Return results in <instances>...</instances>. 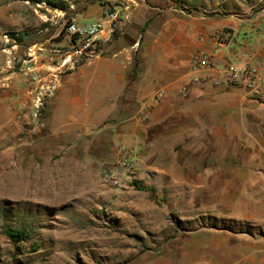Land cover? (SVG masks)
<instances>
[{"label": "rangeland", "instance_id": "1", "mask_svg": "<svg viewBox=\"0 0 264 264\" xmlns=\"http://www.w3.org/2000/svg\"><path fill=\"white\" fill-rule=\"evenodd\" d=\"M70 1L76 9L91 4L90 0ZM262 7L260 4L256 12ZM56 10L46 3L0 0V93L9 94L14 101L4 106L11 116L5 111L0 116V264H220L209 257L201 259L198 243L190 242V237L205 229L243 232L247 237L264 235L256 221L222 219L221 215H230L208 200L212 191H206L207 198L197 195L199 190L179 196L168 180L155 181L151 164L165 169L184 166L175 165V158L170 156L173 150H166L161 158H146L143 163L135 149L119 148L118 158L100 172V188L73 171V165L61 164L60 156L51 158L49 145L53 141L45 139L42 121L62 76L83 62L75 59L66 67L58 66L61 54L56 51H70L61 45L66 26L79 21L60 19ZM113 10L109 8L105 15ZM79 18L83 22L98 20ZM8 23L12 25L3 28ZM243 23L255 25L253 37H257L261 52L250 49L229 63L244 62L248 54L261 56L264 52L263 24L256 25L257 18ZM57 31L60 35L54 37ZM230 31L219 30L210 37L226 36L227 44L233 37ZM47 39L49 43H45ZM250 64L258 66L254 61ZM258 69L254 87L242 82L236 91L238 100L218 102L221 116L205 112L186 118L184 124L183 117H173L163 137L165 142L181 145L176 153L198 141L203 145L215 143L216 149L207 150V165L215 158L223 166L240 168L247 158L251 165L255 160L254 171L264 172V62ZM157 93L154 101L166 98L167 91L161 99ZM230 106L238 107L230 110ZM192 158L202 161L199 156ZM123 162L131 168L121 169V179L115 184L106 171L121 167ZM197 183L190 182L192 187ZM5 225L25 228L29 240L12 242L3 231ZM226 246L229 243L224 242ZM236 249L242 245L237 244Z\"/></svg>", "mask_w": 264, "mask_h": 264}, {"label": "crops", "instance_id": "2", "mask_svg": "<svg viewBox=\"0 0 264 264\" xmlns=\"http://www.w3.org/2000/svg\"><path fill=\"white\" fill-rule=\"evenodd\" d=\"M63 1L70 5L67 11L56 10V17L63 20L83 22L79 16L101 19L109 8L120 5L130 7V20L124 35L108 43L101 56L83 61L62 76L41 125L45 139L55 144L49 145L51 158L60 156L61 164L73 165V171L100 188V172L118 158L119 148L135 149L143 163L173 150L170 156L175 165L184 166L165 169L151 164L155 181L168 180L179 196L199 190L197 195L207 198L206 191H212L208 200L230 215H221L222 219L256 221L264 230V172L254 171L255 160L251 165V160L243 158L245 166L234 168L212 158L213 163L207 165V150L216 149L215 143L198 141L176 153L181 145L163 139L173 117H183L184 124L186 118L205 112L221 116L219 101L238 100L240 86L230 85L215 72L192 70L191 59L198 52H207L224 64L238 60L250 49L260 53L257 37H253L255 25L244 26L243 22L257 18L256 25L264 26V0H97L78 9L70 0ZM260 4L263 7L256 12ZM9 23L3 28L12 25ZM225 29L231 30L233 37L222 47L200 41ZM59 35L57 31L54 37ZM69 42L65 35L62 47L69 48ZM160 89L167 91L166 98L156 102ZM7 101L14 103L9 94L0 93V116L2 111L11 113L4 107ZM234 107L238 106L228 108ZM197 156L205 157L196 162L192 157ZM195 181L198 183L192 187L190 182ZM197 233L190 242L198 243L201 259L209 257L220 264H264L263 234L247 237L243 232L208 229ZM224 242L229 246L223 247ZM237 244L242 249H236Z\"/></svg>", "mask_w": 264, "mask_h": 264}, {"label": "built area", "instance_id": "3", "mask_svg": "<svg viewBox=\"0 0 264 264\" xmlns=\"http://www.w3.org/2000/svg\"><path fill=\"white\" fill-rule=\"evenodd\" d=\"M129 9L128 5H120L114 7L113 11L108 12L101 19L86 22L72 21L68 23L65 32L70 41L68 45L70 51H62L61 49L56 51L57 54H61L58 66L63 68L69 64H73L76 61L75 59L85 61L101 56L104 47L108 43L124 35L130 20ZM227 39L226 36L217 34L213 37H201L200 41L213 43L222 47L226 44ZM246 57L247 59L244 62L220 64L215 55L199 52L192 57L191 68L195 71L215 72L218 75H222L227 83L234 86H239L242 82H245L246 87L252 88L256 83L255 77L258 73V68L264 62V52L261 56L248 54ZM250 61L256 62L258 66H251ZM165 94V89L160 90L157 93V99L163 98ZM130 168L131 165L128 162H123L121 167L117 166L106 171V175L115 184H118L119 179H121L119 178L120 170L129 171Z\"/></svg>", "mask_w": 264, "mask_h": 264}, {"label": "trees", "instance_id": "4", "mask_svg": "<svg viewBox=\"0 0 264 264\" xmlns=\"http://www.w3.org/2000/svg\"><path fill=\"white\" fill-rule=\"evenodd\" d=\"M33 4L46 3L48 6L54 9H59L62 11H67L69 8L68 2L61 0H27ZM97 0H90V3H94ZM5 235L12 240V242L17 243L19 241L29 240L28 233L25 228H13L11 226L5 225L2 227ZM39 246L35 245V249Z\"/></svg>", "mask_w": 264, "mask_h": 264}]
</instances>
